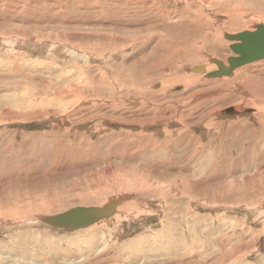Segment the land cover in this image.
Segmentation results:
<instances>
[{
  "label": "rangeland",
  "instance_id": "1",
  "mask_svg": "<svg viewBox=\"0 0 264 264\" xmlns=\"http://www.w3.org/2000/svg\"><path fill=\"white\" fill-rule=\"evenodd\" d=\"M255 23L264 0H0V264H264V59L191 71Z\"/></svg>",
  "mask_w": 264,
  "mask_h": 264
},
{
  "label": "water",
  "instance_id": "2",
  "mask_svg": "<svg viewBox=\"0 0 264 264\" xmlns=\"http://www.w3.org/2000/svg\"><path fill=\"white\" fill-rule=\"evenodd\" d=\"M224 37L232 42L230 49L234 55L227 58L226 64L216 58L211 59L216 65L214 70L206 71L205 65L202 64L194 67V72L203 73L206 78L229 76L239 67L264 59V24L255 25L254 30L227 33ZM232 113H236L233 108L220 112L222 115ZM119 203L121 200L108 202L101 207L77 206L62 213L45 216L43 221L61 228H86L112 216Z\"/></svg>",
  "mask_w": 264,
  "mask_h": 264
},
{
  "label": "bare ground",
  "instance_id": "3",
  "mask_svg": "<svg viewBox=\"0 0 264 264\" xmlns=\"http://www.w3.org/2000/svg\"><path fill=\"white\" fill-rule=\"evenodd\" d=\"M257 24H262V23H255L254 25H253V27H252V29H249V30H254V26L255 25H257ZM225 34H227V33H224L223 34V37H224V35ZM225 38V37H224ZM229 41V40H228ZM231 42V41H230ZM231 45V44H230ZM230 45H229V48H230ZM231 50V49H230ZM232 51V50H231ZM234 55V54H233ZM231 56V55H230ZM229 57V56H228ZM227 57V58H228ZM227 58H226V60H227ZM209 61L211 62V59H209ZM204 65V64H203ZM198 66V65H197ZM194 68V67H193ZM193 68L191 69V71L192 72H194L193 71ZM205 68H206V71H209V70H214L213 68H209V66H205ZM203 74V73H202ZM204 75V74H203ZM205 76V75H204ZM242 109V108H241ZM164 122V121H163ZM122 199H123V197H121V198H117V199H112V200H109V201H107V202H105L104 204H102V205H99L98 207H101V206H104L106 203H108V202H111V201H113V202H116V201H119V200H121V203H119L118 204V206L116 207V210H115V212L117 211V209H118V207L122 204ZM125 202V201H124ZM89 206H95V205H89ZM74 207H77V206H74ZM74 207H71V208H74ZM71 208H69V209H71ZM68 209V210H69ZM67 211V210H66ZM64 212V211H63ZM114 212V213H115ZM59 213H62V212H59ZM55 214H58V213H54V214H49V216H52V215H55ZM45 216H48V215H45ZM45 216H42V217H40V219H38L40 222H42V223H45V224H48V225H51V226H53V227H57L56 225H53V224H50V223H47V222H44L43 221V218L45 217ZM57 228H61V227H57ZM65 229H76V228H67V227H64ZM78 229H82V228H78Z\"/></svg>",
  "mask_w": 264,
  "mask_h": 264
}]
</instances>
